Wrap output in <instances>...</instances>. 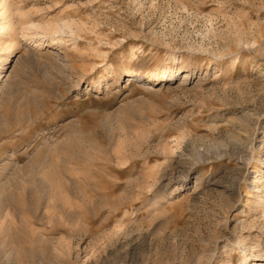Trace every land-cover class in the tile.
I'll return each instance as SVG.
<instances>
[{"label":"rangeland","instance_id":"rangeland-1","mask_svg":"<svg viewBox=\"0 0 264 264\" xmlns=\"http://www.w3.org/2000/svg\"><path fill=\"white\" fill-rule=\"evenodd\" d=\"M7 4L0 264L264 259V0Z\"/></svg>","mask_w":264,"mask_h":264},{"label":"bare ground","instance_id":"bare-ground-1","mask_svg":"<svg viewBox=\"0 0 264 264\" xmlns=\"http://www.w3.org/2000/svg\"><path fill=\"white\" fill-rule=\"evenodd\" d=\"M9 9L10 8L8 7L7 0H0V36L3 35L4 33L7 34L9 29H13V27H12L13 25H12V21H11L12 19L10 17V13H12V12H10ZM67 24H69V23H67ZM67 24H66V26H67ZM63 26H64V24H63ZM13 40L14 39H12L10 37L9 39H5L4 43L0 41V65L3 63V59H2L3 54H1V51H3L5 48H7V49L10 48L12 43H13ZM4 62H6V61H4ZM178 74H179L178 71H175L173 69H169V70H165V71L158 73V74L152 73L148 76H145L144 74H140V73L132 71L127 76H128V80L136 81L138 83H141L142 80H148L149 83L147 85H151L153 87H155V86L159 87L161 85L174 82V81H168V82H164V81H166L165 80L166 77L172 76L173 78H176ZM3 80H4V74H2V70L0 69V85L2 84L1 82ZM100 90H101V85H98V88L96 91H100ZM260 180H261V177H257V180H255V181L258 182ZM255 186H258V184ZM252 255L253 254L246 253L244 256V261L242 262V264H249V261H251V260L255 261L254 264H264V259H255V258H252Z\"/></svg>","mask_w":264,"mask_h":264}]
</instances>
